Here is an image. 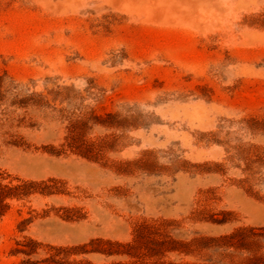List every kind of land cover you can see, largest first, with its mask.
I'll use <instances>...</instances> for the list:
<instances>
[{"label":"rangeland","instance_id":"1","mask_svg":"<svg viewBox=\"0 0 264 264\" xmlns=\"http://www.w3.org/2000/svg\"><path fill=\"white\" fill-rule=\"evenodd\" d=\"M0 264H264V0H0Z\"/></svg>","mask_w":264,"mask_h":264}]
</instances>
